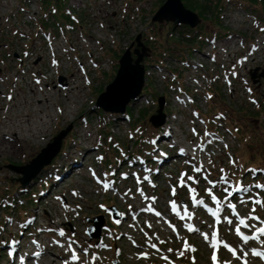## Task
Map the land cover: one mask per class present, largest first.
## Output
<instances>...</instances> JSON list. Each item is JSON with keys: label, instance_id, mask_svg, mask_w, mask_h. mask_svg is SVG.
<instances>
[{"label": "rangeland", "instance_id": "obj_1", "mask_svg": "<svg viewBox=\"0 0 264 264\" xmlns=\"http://www.w3.org/2000/svg\"><path fill=\"white\" fill-rule=\"evenodd\" d=\"M165 1L0 0L4 106L9 113L17 109L9 97L21 92L13 79L19 72L36 83L45 75L40 85L47 88V81L59 97L41 141L17 140L13 129L0 144V264H213V253L218 264H264L252 255L257 248L264 252V236L245 244L235 232L239 219L264 226V206L254 202L264 201V188L256 187L264 184V0H182L201 19L193 28L153 21ZM138 37L146 46L144 90L128 112L105 111L97 99ZM80 77L86 96L67 115L63 85ZM160 97L165 120L155 127L150 118ZM41 109V115L51 110L45 102ZM68 127L57 156L23 185L24 174L10 165L30 163ZM85 131L93 135L88 141ZM77 144L81 148L70 158L67 152ZM213 184L219 205L207 191ZM237 185L254 188L237 192ZM199 200L218 209L221 220ZM150 206L153 212L145 213ZM100 216L97 237L96 229L89 231ZM213 232L218 248L212 247Z\"/></svg>", "mask_w": 264, "mask_h": 264}, {"label": "water", "instance_id": "obj_2", "mask_svg": "<svg viewBox=\"0 0 264 264\" xmlns=\"http://www.w3.org/2000/svg\"><path fill=\"white\" fill-rule=\"evenodd\" d=\"M164 20L173 22L175 26L184 23L191 27H196L201 22L199 15L187 8L182 0L165 1L153 18V21L158 22H163ZM137 42V47L134 50L132 48L135 43L120 58V68L117 76L108 84L106 90L97 99L96 106L102 107L105 111L123 114L126 112L127 106L132 100L138 98L142 93L146 74V67L143 64L146 46L140 41L139 37L137 38ZM133 53L137 55V58L134 57ZM255 76L256 72L252 75L253 79ZM158 103V113L150 118V121L155 127H160L165 120L163 114L165 105L164 97H160ZM70 130L71 127L61 130L54 137V140L47 147H44L30 163L23 166L10 165V168L24 174V177L21 179L23 185L32 177L38 175L44 166L52 162L53 158L62 149L63 140ZM103 220L102 216L96 217L93 220L95 224L92 225L89 231L92 235L94 234L93 230L96 229L97 237H100V231L104 225Z\"/></svg>", "mask_w": 264, "mask_h": 264}, {"label": "bare ground", "instance_id": "obj_3", "mask_svg": "<svg viewBox=\"0 0 264 264\" xmlns=\"http://www.w3.org/2000/svg\"><path fill=\"white\" fill-rule=\"evenodd\" d=\"M57 45L59 49L63 47V43L61 42L57 43ZM40 73L43 74L42 72ZM19 74H24V72H19ZM19 74L18 76H14L13 79L15 80L14 83L18 86V90H20L21 92H17L16 97L11 98V102L13 100L17 101V103L12 104L13 106H16L17 109H13L12 113H9L10 109L4 106L5 101L4 99L0 98V144L4 140H10V133L13 129L15 130L14 135L17 140H19L22 136H27L29 138H33L36 141H41L45 134L48 133L49 129L51 128L52 116L55 115V110L59 108V97H56L54 92L48 89V82L45 81L47 88H43L40 85L43 81V78L44 80H47L45 75L44 77L42 76V78L38 77V83H36L34 81L27 80L25 76H21ZM19 76L22 80L18 79ZM82 80L83 78L80 77V79H74L73 81L63 85V89H67L65 94L68 97V99L66 100L65 108L67 115L74 114L75 110L77 109L76 104L79 103L80 100L82 101V98H85L86 96L81 93L84 91V88H81V84L83 82ZM21 81L23 82V84L21 83ZM24 88L29 89L31 91V96L28 95L29 98L24 96ZM36 90L38 91L36 92ZM2 96L5 95L2 94ZM44 102L49 105L50 109L53 110V113L50 110L49 113L41 115L43 113L41 108L44 106ZM171 131L168 132L167 135L169 137V140H172ZM91 136L93 135L89 131H85V140H90ZM172 147L178 148L179 144L174 143ZM194 147L197 148L198 146L196 145ZM80 148L81 144L73 145L67 152L68 156L70 158L72 156L74 157L76 155V153L74 152H76V150ZM143 201L147 200L144 199L141 202ZM142 209L145 211V213L153 212L152 210L149 211L144 208ZM188 213L190 214L189 211ZM187 219L191 220L192 218H189V216H185L184 214L182 220L184 221V224L188 225V222L186 221ZM168 224L169 226H171L169 222ZM193 229L197 230V228L194 227ZM177 233L178 230L176 231V234Z\"/></svg>", "mask_w": 264, "mask_h": 264}, {"label": "snow or ice", "instance_id": "obj_4", "mask_svg": "<svg viewBox=\"0 0 264 264\" xmlns=\"http://www.w3.org/2000/svg\"><path fill=\"white\" fill-rule=\"evenodd\" d=\"M9 99H11V97H9ZM99 159H103V158L101 157V158H99ZM196 171H197V172H200V171H201V168H199V167L196 168ZM221 171H223V169H222ZM250 171H255V170H250ZM93 175L95 176V173H93ZM144 179L147 180L148 177L145 176ZM188 179H189V180H194V178L191 177V176H189ZM205 179H207V177H205ZM220 179L223 180V181H227L228 178H227V177H221ZM194 182H195V181H194ZM208 182H209L210 184L212 183L211 181H208ZM179 184H180L181 187H184V186H185V181H184V179H183V175L180 177ZM109 187H110L109 184H107V183L104 184V188H105V189H108ZM215 187H216V185L213 184L212 188H209L207 191H208V194H209L211 200H212V201H215V202L219 205V201H217L216 196H215V195H212V190H213V188H215ZM256 187H257V188H264V184H257ZM190 191L195 192V189H190ZM224 191L227 192V189H224ZM236 191H237V192H239V191H248V189H247V188H243V187L240 186V185H237V187H236ZM172 194H173V195H176V189H175V188L172 189ZM228 195L231 196L232 193H228ZM153 199H155V198H153ZM193 199L195 200V196L193 197ZM196 202L199 203V204H203V203H204L203 200H199V201H196ZM254 202H255L257 205L264 206V201H262V200H256V201H254ZM228 207H229L230 209L235 210L236 205H234V204H232L231 202H229ZM176 208H177L176 202L173 201V202H172V209L175 211ZM148 210H149V211L152 210L151 206L149 207ZM209 211L212 213L213 216H217V214H218V209H217V211H212L211 209H209ZM252 211H255V209H253ZM184 214H185V216H189V215H190V214L188 213L187 209H185V213H184ZM233 214L235 215V211H233ZM156 215L159 216L160 213L157 212ZM248 219H249V220H258V219H260V218H259V217H256V216H251V217H249ZM227 222H228V224H230V225H232V224L234 223L232 220H228ZM262 224H264V221H262ZM242 228H244V229H254L255 231H254L252 234H250V235H245V234L242 232V230H241ZM195 230H196V229H193L191 226H189V231H195ZM235 232H236V234H237L238 236L241 237L242 241H243L245 244H248V242H249L250 240L258 239V238H259V236H257L256 233H259L260 236H264V226H259V227H258V226L255 225V224H250V223H248V221L245 220V219H239V220H238V223L235 224ZM59 234H60L61 236H63V235H64V232L61 230ZM204 238H205V239H208V235L205 234ZM212 238H213L214 241H216V243H214V244L212 245V247H214V248H218V247L220 246V240L217 238V233L213 232V233H212ZM0 243H2V242H0ZM34 243H35V241H34ZM102 246L106 247V245H102ZM151 246H152L153 248L156 247L155 244H152ZM68 247L71 248V244H69ZM223 247H224V248H227L230 252H232V254H233L234 256L237 255V254H236V251H235L234 249L230 248L229 245L224 244ZM169 251H172V250L169 249ZM86 252H87V250H85V253H86ZM37 255H39V254H37ZM181 255H183V253H181ZM244 255H248V253H244ZM252 255H255V256H258V257L264 258V253H261V252L253 251V252H252ZM165 258H166V257H165ZM237 258L239 259L240 257L237 256ZM78 259H79V257L73 252V254H72V256H71V260L76 261V260H78ZM93 259H96V257H93ZM166 259H167V258H166ZM212 260H213V264H218V257H217V255H216L215 253H213ZM65 264H67V262H65ZM244 264H247V261H244Z\"/></svg>", "mask_w": 264, "mask_h": 264}, {"label": "trees", "instance_id": "obj_5", "mask_svg": "<svg viewBox=\"0 0 264 264\" xmlns=\"http://www.w3.org/2000/svg\"><path fill=\"white\" fill-rule=\"evenodd\" d=\"M45 2H51V0H45ZM194 4V3H193ZM205 14V13H204ZM100 111H103L102 109H100Z\"/></svg>", "mask_w": 264, "mask_h": 264}]
</instances>
